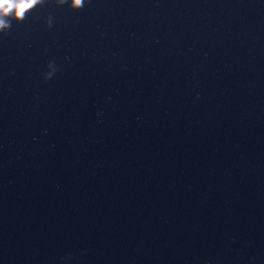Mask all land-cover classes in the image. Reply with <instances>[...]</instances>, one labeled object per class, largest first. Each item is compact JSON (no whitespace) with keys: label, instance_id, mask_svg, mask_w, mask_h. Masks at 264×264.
Segmentation results:
<instances>
[{"label":"water","instance_id":"95a60500","mask_svg":"<svg viewBox=\"0 0 264 264\" xmlns=\"http://www.w3.org/2000/svg\"><path fill=\"white\" fill-rule=\"evenodd\" d=\"M0 264H264V0L0 31Z\"/></svg>","mask_w":264,"mask_h":264},{"label":"clouds","instance_id":"9594fccd","mask_svg":"<svg viewBox=\"0 0 264 264\" xmlns=\"http://www.w3.org/2000/svg\"><path fill=\"white\" fill-rule=\"evenodd\" d=\"M43 2L44 0H0V31H7L12 20L22 21L29 10ZM57 4H67L71 9L78 10L83 7L84 0H57ZM52 74L48 73L45 79H49Z\"/></svg>","mask_w":264,"mask_h":264}]
</instances>
